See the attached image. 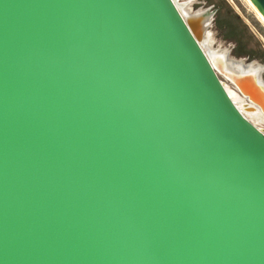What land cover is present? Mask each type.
<instances>
[{
	"label": "water",
	"instance_id": "1",
	"mask_svg": "<svg viewBox=\"0 0 264 264\" xmlns=\"http://www.w3.org/2000/svg\"><path fill=\"white\" fill-rule=\"evenodd\" d=\"M200 12L0 0V264H264V130Z\"/></svg>",
	"mask_w": 264,
	"mask_h": 264
},
{
	"label": "rangeland",
	"instance_id": "2",
	"mask_svg": "<svg viewBox=\"0 0 264 264\" xmlns=\"http://www.w3.org/2000/svg\"><path fill=\"white\" fill-rule=\"evenodd\" d=\"M192 4V11L202 10L212 15L208 32L214 37L215 49L227 50L231 60L264 68V22L246 0H194ZM218 76L228 88L235 90L222 74ZM256 126L264 130V124Z\"/></svg>",
	"mask_w": 264,
	"mask_h": 264
},
{
	"label": "bare ground",
	"instance_id": "3",
	"mask_svg": "<svg viewBox=\"0 0 264 264\" xmlns=\"http://www.w3.org/2000/svg\"><path fill=\"white\" fill-rule=\"evenodd\" d=\"M174 1L176 3L178 10L180 11V13L182 14V16L184 18H187L189 16H193V15H195V17H197L198 15L201 14L200 11L198 13L192 11L191 6H192V3L194 0H192V1L185 0L186 3H184V4L183 3L179 4V2H178L179 0H174ZM246 1L252 7V9L257 13V15L260 17V19L264 22V18L262 17L261 14L258 13V11L253 6V4L249 0H246ZM200 45L203 48L204 52L208 55L209 59L215 64V66H217V68L220 70V72L222 73V75L226 79L227 78H233V77L241 75V74L251 73V74L255 75L256 77H258L260 79V81L262 80V74H263V67L262 66L256 65V64H251L249 66H245L243 62H234L233 60H231L229 58V53L227 50H222L221 48H218L217 50H215L214 49V37H213L212 33L206 31L201 37ZM261 82L263 83V88H264V81H261ZM226 90L229 93V95L231 96V98L234 101V103L236 104V106L239 108V110L247 117V113L245 112V110L243 108L239 107L238 106L239 103H237L235 101V98H234V95L232 94V91H230L228 89H226ZM243 97L245 98V96H243ZM250 103L252 105L258 107V109H260L264 113V109L260 108L259 106L255 105L252 102H250ZM263 118H264V116H263Z\"/></svg>",
	"mask_w": 264,
	"mask_h": 264
},
{
	"label": "flooded vegetation",
	"instance_id": "4",
	"mask_svg": "<svg viewBox=\"0 0 264 264\" xmlns=\"http://www.w3.org/2000/svg\"><path fill=\"white\" fill-rule=\"evenodd\" d=\"M183 4L186 3L185 0H182ZM193 5V4H192ZM192 8V6H191ZM194 12V11H193ZM215 49V48H214ZM217 50V49H215ZM224 84V83H223ZM225 85V84H224ZM226 89L232 91V94L234 95L235 101L238 104L239 107L243 108L245 112L247 113V117L256 125L257 123L264 124V113L258 109V107L252 105L249 101H247L235 88V90H231L225 85ZM256 115V116H255Z\"/></svg>",
	"mask_w": 264,
	"mask_h": 264
}]
</instances>
